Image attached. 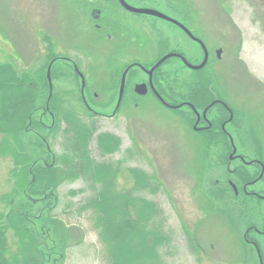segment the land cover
<instances>
[{"label":"rangeland","instance_id":"rangeland-1","mask_svg":"<svg viewBox=\"0 0 264 264\" xmlns=\"http://www.w3.org/2000/svg\"><path fill=\"white\" fill-rule=\"evenodd\" d=\"M156 2L160 9L167 10L186 25L190 24L198 34L204 36L211 51L220 45L224 46L226 56L223 64L216 60L204 71H200L199 78H203L200 84L207 85L210 91L220 93L228 101L235 100L233 106L237 122L229 126V132L235 137L239 150L250 159L257 158L259 152L264 153V0ZM201 6L206 7L204 17L208 26L199 24L202 22L199 19ZM86 9L79 0H0V124L5 129L0 130V212L5 208L4 202L8 203V197L12 196L10 191H14L16 186L18 193L15 204H19L28 215L25 224L36 235L30 231L33 243H38L35 231L42 230V233L46 231L42 234L46 247H54L53 243H48L51 242L47 237L50 229L58 248L71 246L63 264H108L105 245L99 241L92 211L83 210L80 214L78 210L82 200L102 186L105 176L100 174V181L91 183L89 194L80 192L84 187V182L80 180L73 179L60 184L56 207L51 213L43 211L40 222L38 218L42 213L39 212L50 203L42 201L31 206L26 197L20 196L21 188L25 190L28 184L22 181L24 165L33 164L37 160L51 163L53 159H62L63 146L70 144L63 132L67 130L68 123L72 127L70 140L74 142L82 144L86 142V134L94 135L89 141L90 149L94 152L90 162L94 165L95 161L96 166L111 170L112 175L113 170H118L116 190L130 191L134 187L131 170L148 178L147 184H140L133 193L138 199L136 209L143 213L147 209L148 219L144 215L140 227L148 235L149 245L153 244V234L162 238V241L156 242L152 256L154 262L150 264H254L256 254L246 249L247 245L241 239L245 229L242 220L246 215V218L261 227L264 205L250 199H235L227 184L231 180L239 185L240 177L228 172L227 159L223 156L224 148L219 141L210 143L212 148L208 159L200 158L201 138L204 136L191 133L189 118L184 116L189 114L186 109H183L185 114L179 116L181 113L164 109L151 95L137 97L139 107L130 103L131 98H134L130 80L137 68L132 70L126 81L128 85L125 91L129 103L126 104L124 100L121 110L113 114L118 89H115L112 80H108V76L116 70L121 71L128 58L137 59L142 64L156 62L164 50L152 39L163 38L164 34L160 33L159 38L158 33L156 35L153 30L150 32L144 20L130 19L134 27H140L146 40H142V45H126L120 50L119 44L107 43L100 37V33L90 28L92 16ZM112 16L121 21L124 19L122 13H113ZM159 27L165 35L170 32L173 36L170 40L175 41L171 25L160 23ZM236 27L243 31L234 34L233 29ZM175 32L181 38V34ZM44 36L50 38L51 46L54 45L48 48L47 53L49 42H44ZM242 43L245 44L242 46L241 58L248 64L245 67L237 59V45ZM182 46L171 48L184 52L186 49L191 60L201 57V51L193 44L184 43ZM111 51L117 54L114 58H110ZM44 54L48 59L54 56L68 57L79 63L77 68L86 74V99L93 103H104L109 97H114L112 105L99 107L90 103L94 107L92 111L89 110L81 96L79 78L65 61L58 59L52 68V110L57 113V129L50 131L52 116L45 113L49 96L45 93L47 65L40 69ZM174 62L177 64L174 65ZM164 68L166 70L161 72L164 75L161 85L166 92L174 86L175 80L179 86L177 95L182 99L194 92L191 89L196 83V75L184 69L182 63L175 60L168 68ZM41 72L44 73L43 78ZM137 72L139 74L135 79L138 82L147 80L141 71ZM46 81L50 85L49 80ZM5 83L21 85L17 86L18 89L29 98L27 107L32 115L33 134L18 135L8 127V121L12 122L11 125L16 124L15 116L19 108L16 105L12 109L7 105L11 93L5 91L2 86ZM18 89L16 94L20 95ZM68 103L74 109L67 107ZM92 128L94 134L90 133ZM86 130L88 133H83ZM14 156L17 157L20 176L17 177L15 173L12 178L11 169L16 168ZM237 165L238 162L230 165V170ZM55 167L69 171L74 163L61 161ZM242 169L249 175L253 174L250 167ZM27 179L30 182L29 174ZM46 179L49 180L48 177ZM207 199L213 200L214 204L206 205ZM148 206L154 207L151 216L148 214ZM7 208L10 209V206ZM255 208L262 209L263 212L259 214L261 217L255 216ZM4 213L8 214L6 211ZM129 213L135 219H140L134 209H129ZM82 240L80 246H75ZM59 250L64 252L63 249Z\"/></svg>","mask_w":264,"mask_h":264},{"label":"trees","instance_id":"trees-1","mask_svg":"<svg viewBox=\"0 0 264 264\" xmlns=\"http://www.w3.org/2000/svg\"><path fill=\"white\" fill-rule=\"evenodd\" d=\"M45 82L47 84L46 80ZM2 86H4L6 92L11 93V96H8L7 98V105L12 109H15L16 105L19 108L16 111L15 116L16 124L11 125L12 122L8 121V127L14 129L18 135H29L33 126L32 115L30 116V109L27 107V105L29 106V98L24 95L20 88V90L18 89L17 86L21 87L19 84L5 83L2 84ZM16 88L20 91V95L16 94ZM53 102L54 98L52 96L46 105L45 110L52 116V123L49 127L50 131L57 129V118L55 115L57 113H53ZM66 126L67 130L63 132L67 142L70 144L63 146L64 153L62 159L60 161H56V164L61 161H69L74 163V167H71L69 171H65L55 167V165H51V163L47 161H45L46 163H43V160H37L33 164L24 165L22 169H25V172L23 174L24 177L22 178V181L28 182V184L26 185L25 190L21 188V198L26 197L25 199L28 200L31 206H35L36 203L42 201H45V203L49 202L50 204L46 207L51 213L55 204H57V189L60 184L66 181H72L73 179H82L84 184L89 186L81 191L85 192L89 191V188L91 189L90 186L93 181H100L101 174L106 177V179H103V182L101 183L102 186L98 187V189L95 190L90 197L88 196L85 199L81 208H79V211L91 210L93 212L95 227L98 230L101 242L105 245L108 264H150V262H154L152 260V256L154 255L153 249L156 245V242L162 241V238L161 236L153 234V244L149 245L148 235L146 236L140 227V225L143 224L142 219L144 218V215L145 218L148 219L147 213L145 211L147 209H144V213L142 210L136 209V205H138V199L133 193V191H136V188L140 187V184L146 185V180L148 178L144 177L139 172L131 170L130 172L136 183L134 189L128 193L116 190L115 179L118 170H113L112 175L111 170L105 168L104 166H96L95 161L93 162L94 165H92L90 162V158L93 159L94 152H92L90 149L91 142L89 143V141L94 135L86 134V142L80 144L79 142L70 140L72 139V136L70 138L72 127L68 123ZM0 130H5L2 124H0ZM83 133H88V130H86V132L83 131ZM90 133L94 134L93 128L91 129ZM22 155L27 154L22 153ZM16 161L17 157L14 156L13 162ZM15 169V172L13 170V174L16 173L17 177H19L20 174L18 175V171L20 172V170H18V168ZM28 174L30 176V182L27 179ZM46 177H48L49 180H47ZM37 185L39 188H37ZM14 188H16V186H14ZM141 202H143V200ZM18 205H14L12 207L10 211L11 213H9L10 215L8 222L9 226L13 227L19 236L24 235L23 237L28 241L25 244L28 246L31 238V230L28 229L25 224V222H27L26 217H28V215H26L23 211L24 209ZM129 209H134L135 214L140 216V219L137 218L140 224L137 219H135V217L130 215ZM39 213H42V210ZM153 213L154 207L148 206V214L151 216ZM31 232H33L34 236H36L33 230ZM40 235L43 237L42 234ZM37 237H40L39 233H37ZM37 237L36 239L38 243H35V246H33L32 249H25L24 264H47L49 261L48 255H46L44 251L40 250V246L38 245L40 241ZM5 240V229L2 227L0 230V244L2 242L5 243ZM0 248H2L0 249V260H3V252L5 251L6 246L0 245ZM59 256L64 257L65 254L62 252ZM64 259L65 258H60V261H64Z\"/></svg>","mask_w":264,"mask_h":264},{"label":"flooded vegetation","instance_id":"flooded-vegetation-1","mask_svg":"<svg viewBox=\"0 0 264 264\" xmlns=\"http://www.w3.org/2000/svg\"><path fill=\"white\" fill-rule=\"evenodd\" d=\"M84 2L88 4L87 8L92 12V17L94 20L92 24L93 27L96 30H99V32H101L103 29L106 30L102 38L105 37L108 43L125 44L126 42L130 41V43L136 45L144 44L142 40L146 39L141 37L142 34L140 27H131V25L129 24L126 28L124 24V21L127 19L129 20V22H131L130 19H137L144 20L148 24V26L153 28L154 31L156 30V28L157 30L159 29L158 27L160 23L171 25V29H174V36L176 39L178 38L175 31L179 30L186 36V38L184 39L194 46L198 47L203 58L205 56L204 46H207V41L204 36L198 34L197 31L195 32L190 29L189 25H186L184 22H182L183 20L177 19L175 15L171 16V13L166 12L167 10L160 9L157 6L158 3L156 2V0H84ZM122 2L125 3L122 4ZM127 8L148 9L163 13L168 17L187 26V28L192 32V37L183 32L181 27L175 25V23L167 22L154 16L138 14L129 11ZM200 8L201 17H199V19L202 20V22H200L199 24L204 23V25L206 26L207 21L204 17V9H206V7L201 6ZM113 13H122V18H124L123 21H121L118 17H113ZM143 23L144 22H142V24ZM203 28L205 27L203 26ZM128 30H130V34ZM170 53L175 52H168L163 56ZM209 54V59L214 58L213 56H218L215 53ZM169 62L170 59L165 63L168 64ZM147 82L145 80L141 81V83ZM205 90L206 89L201 88L197 92L189 93V100L183 102V104L186 103L185 108L188 109V116L191 117L189 109L192 111V113H194L191 117V119L194 120L193 129L196 132H201L200 134H202V136L207 135L208 141H219L224 148V155L228 158L232 157V161H239L240 167H251L253 169L252 175H249L246 172H244L245 174H242V177H244V179L249 178L250 180L243 182L241 191H239L238 196L240 197L241 192L243 195L241 196L242 199L254 200L257 203L264 205V153L259 154L255 159H250L248 155L240 154L237 149L234 150L235 137L233 138V136L231 135L232 133L229 132L228 128L229 126H233L235 124V112L233 109L235 100L233 99L231 101H228L227 99L223 98L220 93H217L215 91H211L210 93L209 91L207 92ZM150 92L151 91H149L148 93ZM151 94L153 95L152 92ZM171 98L172 96L170 97V99ZM177 105L179 104L177 103L176 106ZM193 107L196 109V111H198L197 113L193 111ZM183 108L184 107L179 109H172L171 111L180 112ZM198 116L200 118L199 120ZM234 151L236 152L234 153ZM260 212H263L261 208H255V216L261 217L259 215ZM261 218V220H263L261 227L255 225V223L248 218L244 220V227H246V229L243 234V239L244 243L247 245L246 249H250L251 253L256 254V261L254 264H264V216H262Z\"/></svg>","mask_w":264,"mask_h":264},{"label":"bare ground","instance_id":"bare-ground-1","mask_svg":"<svg viewBox=\"0 0 264 264\" xmlns=\"http://www.w3.org/2000/svg\"><path fill=\"white\" fill-rule=\"evenodd\" d=\"M209 64H210V63H209ZM49 83H50V85H52V83H51L50 80H49ZM52 96H53V94H49V96H48V102H49V100H50V98H51ZM171 100H172V102H173V109H179V108H182V106H181L180 104H183L184 101H187V100H189V99H188V96L185 95V97H183V99L180 100V103H178V102H177L176 100H174L173 98H171ZM177 103H178L179 105L176 106ZM47 104H48V103H47ZM183 109H186V111L188 112V109H187V108L184 107ZM183 109H182L180 112H177V111H176V113H181L179 116L184 115L185 113H184V110H183ZM173 112H175V111H173ZM46 113L49 114L48 112H46ZM184 116H185V118H189V122H190V117H189L188 115H187V116L184 115ZM243 173H244V172H243ZM244 174H245V173H244Z\"/></svg>","mask_w":264,"mask_h":264},{"label":"water","instance_id":"water-1","mask_svg":"<svg viewBox=\"0 0 264 264\" xmlns=\"http://www.w3.org/2000/svg\"><path fill=\"white\" fill-rule=\"evenodd\" d=\"M202 66L200 67H197V68H201ZM125 75L123 76V79H122V83H121V90H120V100L122 98V95H123V91H124V85H125ZM137 92L140 93V94H145V89L143 86H140L137 88Z\"/></svg>","mask_w":264,"mask_h":264}]
</instances>
